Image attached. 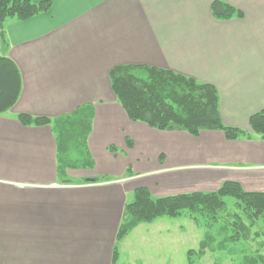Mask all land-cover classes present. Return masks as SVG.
Instances as JSON below:
<instances>
[{
    "label": "crops",
    "instance_id": "0c3cea01",
    "mask_svg": "<svg viewBox=\"0 0 264 264\" xmlns=\"http://www.w3.org/2000/svg\"><path fill=\"white\" fill-rule=\"evenodd\" d=\"M32 1L49 7L7 18L4 44L0 35V58L18 79L16 99L0 111V264H141L131 237L158 247L180 229L162 216L116 241L124 205L140 187L158 197L235 181L264 192V140L249 126L264 109V0H221L243 14L228 20L212 16L214 0ZM116 65L214 85L223 123L250 136H194L132 121L111 88ZM87 105L92 167H70L61 160L57 122ZM19 114L50 122L24 124Z\"/></svg>",
    "mask_w": 264,
    "mask_h": 264
},
{
    "label": "trees",
    "instance_id": "16d2710c",
    "mask_svg": "<svg viewBox=\"0 0 264 264\" xmlns=\"http://www.w3.org/2000/svg\"><path fill=\"white\" fill-rule=\"evenodd\" d=\"M49 7V2L32 0H0V35L3 39V23L7 18L28 19ZM212 16L217 20L241 18L242 12L221 0L211 4ZM111 88L117 101L132 121L144 122L159 130H183L198 135L201 130H219L229 140L249 137L245 130L227 126L219 113V95L214 85L199 82L169 70L145 65H116L109 72ZM18 79L15 67L7 58H0V111L16 99ZM93 110L90 105L80 106L70 116L58 120L59 153L67 166L74 167L82 159V165L92 167L85 154L86 135ZM24 124L45 125L49 118L19 114ZM251 131L264 140V109L249 118ZM69 141H71L69 143ZM82 146L81 153L72 158L68 145ZM101 177L99 180H106ZM234 197L250 211L253 219L264 222V192L246 191L238 182L224 181L210 192H186L154 197L147 188L134 190L133 200L123 208L116 241L121 240L139 223H150L158 217H179L183 212L214 215L225 209L223 198ZM194 216V214H193ZM241 228H244L241 226ZM191 251V250H190ZM201 251V250H200ZM117 257L114 247L112 263ZM252 264V263H250Z\"/></svg>",
    "mask_w": 264,
    "mask_h": 264
},
{
    "label": "rangeland",
    "instance_id": "374dc122",
    "mask_svg": "<svg viewBox=\"0 0 264 264\" xmlns=\"http://www.w3.org/2000/svg\"><path fill=\"white\" fill-rule=\"evenodd\" d=\"M67 147L72 158L77 157L76 152L81 153L79 144ZM83 162L81 159L77 164ZM223 201L225 209L214 215L185 211L179 217L170 218L169 228L179 227L180 235L166 239L162 246L158 243V247H154L152 240L131 237V245L138 248L136 255L141 264H155L156 259L158 264L161 259L163 264H264V222L260 218L253 219L245 205L234 197L226 196Z\"/></svg>",
    "mask_w": 264,
    "mask_h": 264
}]
</instances>
